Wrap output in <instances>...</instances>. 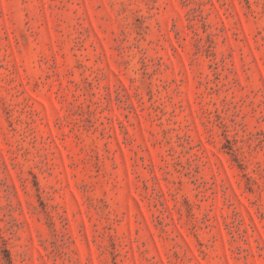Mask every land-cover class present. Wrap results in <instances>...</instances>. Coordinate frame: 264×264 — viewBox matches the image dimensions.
<instances>
[{
    "label": "rangeland",
    "instance_id": "374dc122",
    "mask_svg": "<svg viewBox=\"0 0 264 264\" xmlns=\"http://www.w3.org/2000/svg\"><path fill=\"white\" fill-rule=\"evenodd\" d=\"M0 264H264V0H0Z\"/></svg>",
    "mask_w": 264,
    "mask_h": 264
}]
</instances>
